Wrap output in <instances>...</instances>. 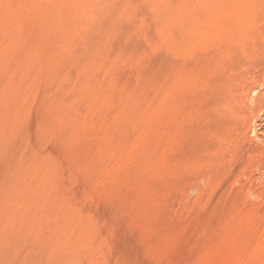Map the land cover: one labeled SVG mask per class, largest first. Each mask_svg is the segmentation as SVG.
<instances>
[{"label":"rangeland","instance_id":"1","mask_svg":"<svg viewBox=\"0 0 264 264\" xmlns=\"http://www.w3.org/2000/svg\"><path fill=\"white\" fill-rule=\"evenodd\" d=\"M0 264H264V0H0Z\"/></svg>","mask_w":264,"mask_h":264}]
</instances>
